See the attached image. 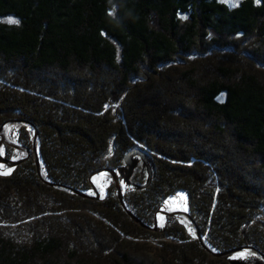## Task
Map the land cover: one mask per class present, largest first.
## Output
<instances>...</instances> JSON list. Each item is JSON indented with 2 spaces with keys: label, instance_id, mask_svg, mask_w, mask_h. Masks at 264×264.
<instances>
[{
  "label": "trees",
  "instance_id": "obj_1",
  "mask_svg": "<svg viewBox=\"0 0 264 264\" xmlns=\"http://www.w3.org/2000/svg\"><path fill=\"white\" fill-rule=\"evenodd\" d=\"M235 5L0 0V126L14 121L26 150L35 126L44 176L72 190L44 182L31 156L0 163V264H228L173 220L158 233L204 255L186 263L174 246L164 263L136 248L179 192L214 252H264V0ZM133 149L151 164L147 185L143 163L123 171ZM104 164L141 225L116 199L86 197Z\"/></svg>",
  "mask_w": 264,
  "mask_h": 264
},
{
  "label": "rangeland",
  "instance_id": "obj_2",
  "mask_svg": "<svg viewBox=\"0 0 264 264\" xmlns=\"http://www.w3.org/2000/svg\"><path fill=\"white\" fill-rule=\"evenodd\" d=\"M238 2H239V0H231V3H233V4H237ZM253 48H255V47H253ZM180 56H181L180 59L175 57L174 61L178 62L177 65H182V66L188 67V63L182 62L183 59H188V57H186L185 55H180ZM198 58L199 57H197V59ZM165 69L167 71L170 68L166 66ZM156 70H158V69H156ZM162 70L163 69H159L158 71L159 72H165V71H162ZM11 123H14V121H11V122L7 121V122L3 123L0 126V154L4 158H8L10 160H17L18 163L20 161H22L23 159L31 156L34 159V162H35V165H36L35 154L38 157V154H37V151H36V147H37V143H38V130H37V128L35 126L31 125L32 126V131H33L32 132L33 133V135H32L33 136V139H32L33 140V146H32V148L30 150H26L23 146H21L18 143V141L16 139V136H14L10 132ZM36 134H37V136H36ZM4 146H7L9 148V151L12 154H14L13 158H9L8 156H6L5 150H4ZM0 163L2 164V166H5V167L12 166L9 163H4V162H0ZM18 163H16V164H18ZM141 163H142V161L138 158L137 162H136V166L133 168L131 174L133 173V171L136 168H137V170H139L141 168ZM16 164H14V165H16ZM36 168H37V165H36ZM122 168H123V171L126 174V170H125V168H127L126 164H124V166H122ZM106 169H110V168L106 164H104L102 167H100L98 169L100 172H98V173H94L93 172L94 174L92 173L90 175V177H89L90 191H89L88 195H90L91 197H89V198H94V199H98V200H101V201L106 200L107 198L116 199L119 202L120 208H122L123 211H125L136 223L141 225V223L136 221V219L130 215L131 212H130V210L128 208V204L125 201L124 197H123L124 202H125V204H126V206H127V208H128L130 213H128V211L122 205L121 201L119 200V198L117 196V191H116L114 179L110 175V172L107 171ZM40 171H41V174H39L40 177L41 178L42 177L45 178V180L43 178H42V180L44 182L48 183L46 181L48 179H47V177L44 176V174L42 172V169ZM119 172H121V171H119ZM146 172H147V170H146ZM151 178H152V176H151ZM150 181H151V179H150ZM146 182H147V179H146ZM50 183H48V184H50ZM50 185L54 186L56 188H59L61 190H65V191L69 190V189H67V187H64V186L56 184V183H52ZM109 186H110V188L107 189V187H109ZM69 191H72V190H69ZM111 191H112V193H111ZM178 194L175 197H172L166 203H163L162 205H160L159 207H157L154 210V213L152 215L153 217L150 220V227H151V230L154 232V235H152L150 237H146V238L143 237L141 239H133V236H131V233L129 234L131 236L130 238L127 237L128 234L125 235V234L117 232L118 233L117 235L121 236V238H124V239H128V240L129 239H133V240L137 241L138 243H140V245L136 246V248L139 249V252H141L142 254H144V255H146L148 257H152V258H154L153 257L154 255H158L159 257H162L164 259V263H168L167 262L168 259L166 257H168L170 252L174 250L173 249L174 246H180L178 249L180 251L183 250L182 254L186 258L185 259L186 263L188 261L194 259L193 258L194 254L199 255L198 257H201V255H204V252H201L196 247H194L195 244L192 245L194 247L193 248L189 244H184V243L175 244L174 242H166V241H171V240H166L163 236H161V234L158 233V231H161L160 229H163V230L166 229L168 227V224L171 225V221L173 220L176 224L179 225V227H184L185 228V232H180V233H183L184 236H186L189 239V241H193V242L196 243V240H194V239H197L198 243L203 248H205L203 246L202 242L200 241L201 239H199L198 235L195 232L194 225H193V223L190 220V217H191L193 219V221H194V224L197 225V228H198V230L201 233V238H202L203 242L208 246L207 241H206L207 240L206 236L203 233L201 226H199V223L197 222L196 218H194L193 215H190V213L188 212V208H187V205H186V197H185L184 193L183 192H179ZM120 212L121 211H119V213ZM187 213H188V215H190V217L186 215ZM131 224L134 226L135 223L133 224L131 222ZM141 226L146 227V225H141ZM183 234H181V235H183ZM184 242H185V240H184ZM170 243H172V244H170ZM184 246H185L186 249H183ZM239 248H242V249L239 250V251H235L233 253H230L228 255H225V256L224 255H220L218 257L221 258V259H225V260L227 259L228 262H229V263L227 262L228 264H232L230 262V260H239L242 264H264V252H262V250H258L256 247H253V245L243 246V247H239ZM207 251H208V249H207ZM225 251H228V250H223V251H219V252H225ZM208 252L210 254H212L210 251H208ZM171 255L174 256V254H171ZM212 255H214V254H212ZM111 256H114V254L111 255ZM218 264H221V263H218Z\"/></svg>",
  "mask_w": 264,
  "mask_h": 264
},
{
  "label": "water",
  "instance_id": "obj_3",
  "mask_svg": "<svg viewBox=\"0 0 264 264\" xmlns=\"http://www.w3.org/2000/svg\"><path fill=\"white\" fill-rule=\"evenodd\" d=\"M11 122V121H10ZM37 136V134H36ZM35 151V150H34ZM134 156V157H133ZM140 159L143 163V165L145 166L146 170H147V182L145 185L149 184L150 182V179H151V176H152V168H151V164L150 162L148 161V158L147 156L145 155V153L142 151V150H139V149H133L129 152H127V154L125 155L124 157V163L126 164L127 168H125L126 170V177L128 178L133 170V168L136 166V162H137V159ZM35 161H36V165H37V171L39 174H41V168H40V165H39V160H38V157L37 155L35 154ZM0 162H4V163H9L10 165H14L16 163H18L17 160H10L8 158H4L2 157V155L0 154ZM107 171L110 172V175L113 177L114 179V182H115V187H116V191H117V196L119 198V200L121 201L122 205L125 207V209L129 212L125 202H124V199H123V196H122V192H121V187H120V182H119V178H118V175H117V172L115 170H111V169H106ZM100 172L99 170L95 171L94 173H98ZM93 173V174H94ZM43 178V177H42ZM45 180V178H43ZM48 182V180H46ZM50 183V182H48ZM52 184V183H50ZM69 189V188H67ZM130 215L132 217H134L136 219V221H138L139 223H141V221L136 218L135 216L132 215V213H130ZM187 216L190 217V215H188V213L186 214ZM190 220L191 222L193 223L194 225V228H195V232L196 234L198 235L199 239H201L200 241L202 242L203 246L208 249V251H210L212 254H214L215 256H220V255H228L230 253H233L235 251H239L241 250L242 248H235V249H231V250H228V251H225V252H214L211 248H209L202 240L201 238V233L200 231L198 230L197 228V225L194 224V221L193 219L190 217ZM143 225V224H142ZM148 227V226H146ZM150 227V226H149ZM151 228V227H150ZM260 254V253H259ZM262 255V254H261ZM263 256V255H262ZM230 262L232 264H242L239 260H230Z\"/></svg>",
  "mask_w": 264,
  "mask_h": 264
},
{
  "label": "bare ground",
  "instance_id": "obj_4",
  "mask_svg": "<svg viewBox=\"0 0 264 264\" xmlns=\"http://www.w3.org/2000/svg\"><path fill=\"white\" fill-rule=\"evenodd\" d=\"M222 62V61H221ZM13 91V90H12ZM22 93H24V92H22ZM20 95V94H19ZM27 96V95H26ZM15 97V96H14ZM21 97H22V95H21ZM17 98V97H16ZM31 98V97H30ZM21 102V101H20ZM16 114V113H15ZM18 116V115H17ZM6 117V116H5ZM0 118H2V117H0ZM8 118V117H7ZM39 127V126H38ZM18 132V131H17ZM18 134V133H17ZM18 136V135H17ZM17 139V138H16ZM115 164V163H114ZM139 167V166H138ZM143 172V171H142ZM135 174V173H134ZM162 176V175H161ZM134 177V176H133ZM159 177V176H158ZM184 178V177H183ZM187 178V177H186ZM102 179V178H101ZM27 180V179H26ZM127 180V179H126ZM164 180V179H163ZM187 180V179H186ZM193 180V179H192ZM192 180H191V182H192ZM198 182V181H197ZM19 183H21L20 181H19ZM141 183V182H140ZM194 183H196V180H195V182ZM193 184V183H192ZM165 185V184H164ZM171 185V184H170ZM25 186V185H24ZM182 186V185H181ZM149 187H150V185H149ZM155 187V186H154ZM162 187V186H161ZM169 188V187H168ZM154 189V188H153ZM184 189V188H183ZM163 190H164V188H163ZM193 190H195V189H193ZM132 192V191H131ZM135 192V191H134ZM141 192V191H140ZM139 192V193H140ZM127 193V192H126ZM191 194V193H190ZM82 195H84V196H86L85 194H82ZM137 195V194H136ZM130 196V195H129ZM191 196V195H190ZM70 197V196H69ZM86 197H91L90 195H88L87 194V196ZM150 197V196H149ZM148 197V198H149ZM153 197V196H152ZM112 198V197H111ZM76 199V198H75ZM140 199V198H139ZM189 199V198H188ZM219 199V198H218ZM141 200V199H140ZM187 200V199H186ZM208 200V199H207ZM73 201V200H72ZM83 201V200H82ZM143 201V200H142ZM148 201V200H147ZM211 201V200H210ZM210 203V202H209ZM137 204V203H136ZM216 204V203H215ZM138 207V206H137ZM81 208H83V207H81ZM116 208V207H115ZM206 208V207H205ZM111 209V208H110ZM137 209V208H136ZM253 209V208H252ZM144 210V209H143ZM146 210V209H145ZM138 214V213H137ZM140 216V215H139ZM148 216V215H147ZM123 218V217H122ZM256 220V219H255ZM93 221V220H92ZM129 222V221H128ZM253 223V222H252ZM240 224H241V222H240ZM86 225V224H85ZM231 225V224H230ZM244 226V225H243ZM82 227V226H81ZM149 227V226H148ZM253 227H254V225H253ZM258 227V226H257ZM150 228V227H149ZM87 229V228H86ZM124 229V228H123ZM84 230V229H83ZM149 230V229H148ZM82 231V230H81ZM91 231H89V233H90ZM166 232V231H165ZM97 233V232H96ZM153 233V232H152ZM169 233V232H168ZM171 235V234H170ZM163 236V235H162ZM264 237V236H263ZM109 242V241H108ZM167 242V241H166ZM102 243H104V242H102ZM121 243V242H120ZM164 244V243H163ZM166 244V243H165ZM170 244H172V243H170ZM178 244V243H177ZM113 245V244H112ZM119 246V245H118ZM192 246V245H191ZM193 247V246H192ZM117 248V247H116ZM170 248V247H169ZM174 248V247H173ZM194 248V247H193ZM184 249H186V248H184ZM179 250V249H178ZM196 251V250H195ZM188 255V254H187ZM185 258V257H184Z\"/></svg>",
  "mask_w": 264,
  "mask_h": 264
},
{
  "label": "snow or ice",
  "instance_id": "obj_5",
  "mask_svg": "<svg viewBox=\"0 0 264 264\" xmlns=\"http://www.w3.org/2000/svg\"><path fill=\"white\" fill-rule=\"evenodd\" d=\"M225 2H226V3H229V5L232 6V7H235V6H236L235 4L231 3V0H225ZM256 2H259V0H256ZM7 23H9V24H14V23H18V21L9 18V19L7 20ZM0 174H4V173H0ZM178 195H179V194H178Z\"/></svg>",
  "mask_w": 264,
  "mask_h": 264
}]
</instances>
